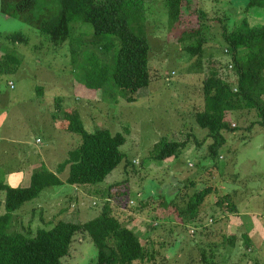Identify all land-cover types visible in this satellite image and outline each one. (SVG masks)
<instances>
[{
	"label": "rangeland",
	"instance_id": "374dc122",
	"mask_svg": "<svg viewBox=\"0 0 264 264\" xmlns=\"http://www.w3.org/2000/svg\"><path fill=\"white\" fill-rule=\"evenodd\" d=\"M185 1L175 27L168 25L165 0H144L151 84L138 91L132 103L120 98L117 103L104 102L109 98L102 100L98 92H89L83 86L80 71L83 55L74 66L66 43L53 47L38 31L0 14V56L13 54L19 60L13 73L0 75V138L11 143V149L3 150V155L0 153V167L10 173L6 179L0 176V181L4 179L3 183L9 187L25 188V176L30 172L24 169L34 162L36 168L43 162L54 172L67 152L79 144L77 136L60 127L65 124L64 115L75 109L86 131L104 129L125 138L120 151L132 166L121 162L100 187L106 189L128 180L129 204L118 208L117 215L139 237L141 244L155 253V264H192V257L197 259L200 252L192 246L193 242L207 256L210 249L215 251L214 264H264L261 238H254L253 246L243 244L241 233L249 236V227L237 232L239 238L229 260L223 257L229 248L225 238L230 230L226 229L225 222L214 223L209 207L197 225L191 223L184 227L181 222L174 223L166 212L157 221L153 218L156 216L153 208L160 210L159 200L172 201L176 211L183 215L185 208L182 207L198 189L212 186L217 190L209 198L211 206L220 193L232 187L231 183L242 193L244 190L250 193L253 185L259 184L261 192L257 198L246 194V201L237 205L251 214L249 222H258L264 230V128L256 125L259 120L256 112L243 111L230 117L234 131L224 133L226 143L215 160L206 150L210 140L202 147H196L193 140L200 141L206 134L194 122L195 111L202 105L201 81L211 65L224 66L229 62L219 24L225 23L230 29L238 23L248 0H192L189 4ZM257 10L263 9L253 8L252 12ZM198 11L208 18L204 23L207 42L199 60L182 49L192 42L179 40V30L198 25ZM212 19H219V24ZM76 29L75 35L89 26L80 24ZM14 34L27 41L12 43L6 38ZM89 49L86 47L84 51ZM220 74L232 80L226 70L220 69ZM108 88L107 92L117 97L115 88ZM188 134L187 145L178 156L162 163L151 158L152 146L162 138L181 142ZM66 173L67 170L59 179L63 181ZM74 189L66 184L44 189L36 199L10 214L19 216L13 218L10 230L22 232L29 227L30 234L34 235L38 228H51L49 222L53 219L77 224L97 217L101 207L93 203H97L98 197H86ZM3 200L4 193H0V203ZM139 200H145L148 205L144 210H138ZM1 208L0 205V216L5 214ZM95 256L96 249L86 234H77L61 264H95Z\"/></svg>",
	"mask_w": 264,
	"mask_h": 264
},
{
	"label": "trees",
	"instance_id": "16d2710c",
	"mask_svg": "<svg viewBox=\"0 0 264 264\" xmlns=\"http://www.w3.org/2000/svg\"><path fill=\"white\" fill-rule=\"evenodd\" d=\"M184 1L165 0L169 26L177 27ZM253 8L264 9V0H248L244 16L230 29L225 23L219 24V19H212L220 25L229 62L224 66L211 65L201 81L202 105L195 111L194 122L206 134L200 141L193 138L196 147H202L210 140L206 150L212 160L218 157L226 143L224 133L234 131L230 127L233 114L255 111L259 119L256 125L264 128V27L248 23L249 10ZM0 14L38 31L53 47L66 43L70 63L74 66L80 63V55H83L79 68L83 86L89 92H98L102 100L108 97L104 102L117 103L119 98L126 103L135 102L138 91L151 84L149 46L144 34V0H0ZM207 20L205 13L198 11V25L179 30V40L192 42L184 46L183 51L198 60L207 42L204 35ZM80 24L81 27L82 24L88 25L89 29L75 35ZM6 38L12 43L27 41L17 34ZM86 47L91 48L89 52L84 51ZM18 65L19 60L13 54L0 56V75L13 73ZM220 69L226 70L232 80L220 74ZM108 87L115 88L117 97L107 92ZM76 113L74 109L65 114V124L60 127L77 136L79 144L67 152L54 172L41 162L39 168L33 170L25 188H11L0 181L5 211L0 216V264H61L77 234H86L94 245L95 264H143L150 261L155 264V253L148 251L117 215L118 208L129 204L128 180L111 184L106 189L100 187L121 162L132 166L120 151L125 138L120 133L112 135L104 129L92 133L86 131ZM188 137L190 134L181 142L162 138L152 146L151 158L162 163L178 156L187 145ZM66 170L62 181L59 175ZM63 184L74 187L86 197L97 196L99 200L93 204L101 207L98 216L77 224L53 219L49 222L51 228H38L34 235L30 230H10L14 218L10 214L36 199L44 189ZM214 194L217 190L212 186L194 191L182 207L185 208L183 215L176 211L172 201L159 200L160 210L153 208V215H156L153 218L157 221L166 212L174 223L181 222L184 227L191 223L197 225L206 209L211 208L210 217L214 223L225 222L226 229L230 230L225 238L229 248L223 256L229 260L239 238L240 227L231 223L237 208L233 196L227 192L220 193L210 206L209 198ZM147 206L145 200H139L138 210ZM241 234L243 244L250 247L251 242L244 232ZM194 243L192 246L200 252L197 259L192 257V264H214L215 251L210 249L207 256L205 250Z\"/></svg>",
	"mask_w": 264,
	"mask_h": 264
},
{
	"label": "crops",
	"instance_id": "0c3cea01",
	"mask_svg": "<svg viewBox=\"0 0 264 264\" xmlns=\"http://www.w3.org/2000/svg\"><path fill=\"white\" fill-rule=\"evenodd\" d=\"M191 2H192V0L185 1V3H187V4H189ZM252 10L253 9L250 10L249 16L247 17L248 23L251 26L264 27V9L262 11L257 10V12H255V13L252 12ZM252 16H254V17H252ZM257 23H259V24H257ZM6 148L11 149V143H10V141L8 142L7 140H4V138L2 137V138H0V153L2 155L4 153L3 150H5ZM34 163H33V165H29L28 167H26L24 169L25 171L29 170V172H30L29 176H25L27 186L29 185L30 177H31V174L33 172V169L36 168V166H34ZM24 170H22L23 173L25 172ZM23 173L21 174L22 176L25 175ZM9 174H10L9 172H3V170L0 167V176H3L4 179H6L7 178L6 176H8ZM4 179L3 180L1 179L2 183H3ZM5 185H7V184H5ZM230 185H232V187L230 189H228L226 192L230 193L233 196V201L235 202V205H236V208H237V210H236L237 213L231 217V220L234 221L233 226H239L240 227V231L249 227L250 235L248 236L246 233H244V235L248 238V240L251 242V244H252L254 238L255 239H256V237H257V239H258V237L261 238L260 245L262 246V249H263L264 248V230H262V228H261V226H260V224L258 222H256V221L249 222L248 218H249V216L251 214L248 211H246V210H240L239 206L237 205V202L238 203H242V202L246 201V199H245L246 194H250L249 197H252V199L257 198L256 196L261 192L259 184L258 185L254 184L253 185V189H252V191L250 193H245L246 190H244L243 193H242L237 187H234L232 183ZM11 188H13V187H11ZM16 188H18V187H16ZM74 190H75V192H79L76 189H74ZM0 205L2 206L1 209H3V211H4L3 202H1ZM31 210L34 211V209H31ZM32 214H33V212H32ZM14 217L18 218L19 216L17 215V216H14ZM32 217H33V215H32ZM30 221L31 220H29V222ZM28 230H29V228H28Z\"/></svg>",
	"mask_w": 264,
	"mask_h": 264
},
{
	"label": "built area",
	"instance_id": "2783aa9c",
	"mask_svg": "<svg viewBox=\"0 0 264 264\" xmlns=\"http://www.w3.org/2000/svg\"><path fill=\"white\" fill-rule=\"evenodd\" d=\"M9 87H10V88H12V87H13L11 83H9Z\"/></svg>",
	"mask_w": 264,
	"mask_h": 264
}]
</instances>
